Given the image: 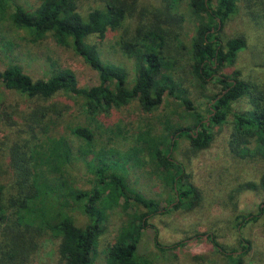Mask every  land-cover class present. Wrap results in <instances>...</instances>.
<instances>
[{
    "label": "trees",
    "instance_id": "1",
    "mask_svg": "<svg viewBox=\"0 0 264 264\" xmlns=\"http://www.w3.org/2000/svg\"><path fill=\"white\" fill-rule=\"evenodd\" d=\"M98 1L100 5L81 11L79 0H40L33 9L16 0H0V17L6 16L11 26L32 41L50 36L70 47L98 76V84L85 88L77 85L73 71L66 67L56 68L45 79H33L19 65L9 64L0 70V93L11 90L27 99H48L58 93L67 95V102L57 110L58 116L72 104L91 118L130 102H136L143 111H152L164 96L178 97L180 90L173 72L185 45L171 25L181 24L187 14L194 24L192 43L187 49L188 73L201 86L212 82L220 88L211 95L206 115L192 107V129L172 124L167 118L163 133L146 137L149 162L155 175L173 193L162 209L171 203H174L171 208L192 206L199 199L197 189L183 177L182 162L170 153L183 138L188 141L189 149L197 152L210 143L213 127L229 122L228 151L238 158L264 161V81L244 79L238 71L231 72L232 77L223 72L234 64L246 44L242 34L228 38L218 35L222 24L235 15L237 0H212L213 4L211 0ZM6 7L12 9L10 13H6ZM258 7L264 11V0H258ZM253 14V19L257 18V13ZM126 17L135 24L131 32L123 26ZM119 27L123 32L116 45L134 61L130 83L124 70L102 61L96 46L87 40L90 34L101 37L106 30ZM242 99L245 107L234 108L233 104ZM179 100L191 108L185 96ZM45 111H28L27 136L22 137L21 130L15 128V111H0V128L7 125L15 132L6 146L8 183L0 182V264H29L43 235L58 239L55 264H94L97 239L107 225L105 210L112 206L128 212L106 247L104 264H149V255L138 249L141 233L146 229L153 246L160 252L183 244V241L163 244L158 240L157 229L148 223V216L159 209L157 201L129 190L123 166L117 165L116 160H107V153L99 151L95 155L94 177L89 187L68 184L65 167L72 161L73 152L67 139L46 133L35 136L31 129L33 123L43 131L47 129ZM66 126L77 138L85 141L92 138V130L86 125ZM110 166L119 172L110 170ZM259 184L264 188V174ZM249 186L255 184L249 183ZM138 205L144 209L137 208ZM75 207L86 217L83 224L74 220ZM259 210L264 211V207ZM234 219L238 226L257 219V214L236 213ZM246 244L242 243L241 248L245 249ZM218 247L239 264V255L234 257Z\"/></svg>",
    "mask_w": 264,
    "mask_h": 264
},
{
    "label": "rangeland",
    "instance_id": "2",
    "mask_svg": "<svg viewBox=\"0 0 264 264\" xmlns=\"http://www.w3.org/2000/svg\"><path fill=\"white\" fill-rule=\"evenodd\" d=\"M16 1L33 9L40 0ZM236 4L235 15L222 24L218 35L220 38H228L242 34L246 44L238 52L234 64L226 67L223 72L232 77L234 74L231 72L238 71L244 79L264 81V11L258 7V0H237ZM97 5H100L98 0H79L81 11ZM11 10L5 8L6 13ZM253 13H257V18L253 19ZM131 21L126 17L123 23V26L128 27V32L135 25ZM171 28L178 31L179 39L186 46L181 49L180 63L173 72L180 91L176 98L164 96L159 106L152 111H143L136 102H130L91 118L78 105L72 104L58 116L57 110L67 102V95L58 93L48 99H27L11 90L0 93V111H15V128L21 130L22 137L27 136L25 129L26 122L29 123L28 111L46 110L44 121L47 129L43 131L34 123L31 129L35 136L46 133L67 139L73 158L65 167L68 173L66 179L68 184L76 188L92 184L95 155L99 151L107 153V160H116L117 165L123 166L128 189L139 196L157 201L159 205V209L148 216V223L157 229L158 240L163 244L183 241L178 247L160 252L153 246L149 229L144 230L138 249L149 255V264H237L225 256L218 245L234 257L239 255V264H264V211L259 210L264 207V188L259 184L264 174V161L238 158L228 151L226 140L231 130L229 122L213 127L212 139L207 147L193 152L186 138H183L178 147L170 152L176 160L182 162L185 172L183 177L197 189L199 199L192 206L178 205L171 208L174 204L171 203L167 209H162L173 197V193L155 175L149 162L146 137L163 133L167 118L172 124L192 129V107L206 115L211 95L220 88L212 82L201 86L188 73L190 55L187 49L194 33V24L189 16L186 14L181 24L171 25ZM122 32L121 27L108 29L101 37L90 34L87 40L96 46L102 61L123 69L126 81L130 83L134 75V61L116 45ZM9 64L19 65L33 79H45L56 68L66 67L73 71L79 87L98 84L97 72L70 47L57 43L50 36L32 41L11 26L5 16L0 17V70ZM181 96L189 99L191 108H186L180 102ZM233 107L244 108V100L233 104ZM66 124L70 127L74 124L88 126L92 130V138L90 141L77 138ZM3 127L0 128V182L6 184L10 172L6 146L14 138L15 132H11L7 125ZM109 169L119 172L113 166ZM249 183L255 186L250 187ZM137 208L144 209L139 205ZM105 212L107 225L97 239L94 264H104L106 247L113 240L128 211L120 206H112L106 208ZM72 213L77 224L85 222V215L76 207ZM236 213L257 214V219L237 226L234 219ZM38 241L39 246L29 264H55L58 239L43 235ZM242 243H247L245 249L241 248Z\"/></svg>",
    "mask_w": 264,
    "mask_h": 264
}]
</instances>
